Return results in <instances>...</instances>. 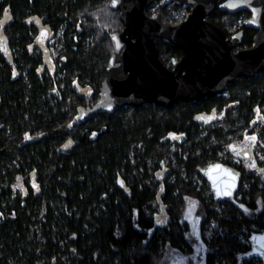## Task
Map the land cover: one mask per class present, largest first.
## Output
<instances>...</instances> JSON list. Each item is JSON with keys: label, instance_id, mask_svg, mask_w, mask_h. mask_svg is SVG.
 <instances>
[{"label": "trees", "instance_id": "1", "mask_svg": "<svg viewBox=\"0 0 264 264\" xmlns=\"http://www.w3.org/2000/svg\"><path fill=\"white\" fill-rule=\"evenodd\" d=\"M150 7L149 15L161 11L164 17L181 8L160 0ZM249 15L216 8L208 20L230 35L244 28ZM31 16L48 25V38L63 28L53 69L38 72L40 31L24 22ZM122 28L110 0H0V264H159L164 247L192 251L189 225L182 218L186 197L198 200L201 229L210 217L222 216L216 225L224 236L206 242L200 264L215 259L235 264L238 251L249 264H263L262 256H246L251 247L239 235L243 228L249 238L264 232V162L242 158L233 164L234 149L223 150L247 125L250 134L259 126L264 139L258 113L264 105V71L237 78L214 97L170 107L124 106L71 124L77 106L98 99L113 51L108 33ZM255 32L244 28L242 47L252 45ZM155 43L164 63L182 54L172 43ZM80 87H87L90 97ZM212 120L223 126H208ZM172 142L174 179L146 185V158L167 157ZM219 153L221 164L240 172V181L233 195L216 200L206 172L200 190L181 173L189 177L208 161L218 163ZM154 198L162 212L147 215L144 210L154 209L149 203ZM210 204L222 206L221 213Z\"/></svg>", "mask_w": 264, "mask_h": 264}, {"label": "water", "instance_id": "2", "mask_svg": "<svg viewBox=\"0 0 264 264\" xmlns=\"http://www.w3.org/2000/svg\"><path fill=\"white\" fill-rule=\"evenodd\" d=\"M152 1L110 0V8L120 12L123 28L108 33L113 51L98 99L91 106H77L71 124L124 106L153 103L170 107L178 101L214 97L237 78L264 71V0H160L161 5L172 2L175 6L191 7L186 18L175 24L165 21L161 11L149 15ZM216 8L231 13L250 12L245 26L258 29L251 46H239L243 30L227 38L223 28L207 19ZM24 22L48 29L36 17ZM157 39L174 44L183 53L179 60L172 59L171 68L159 57ZM47 42L48 37L43 42V64L39 70L47 65L54 67L45 48ZM79 90L90 97L87 87ZM239 154L244 159L251 158L248 147ZM206 176L216 200L233 195L239 186L240 172L225 163L211 166ZM250 247L249 255L264 253V232L250 237ZM171 264L181 263L175 259Z\"/></svg>", "mask_w": 264, "mask_h": 264}, {"label": "built area", "instance_id": "3", "mask_svg": "<svg viewBox=\"0 0 264 264\" xmlns=\"http://www.w3.org/2000/svg\"><path fill=\"white\" fill-rule=\"evenodd\" d=\"M182 17H179L180 18L179 20H181ZM51 39H53V38L52 37L49 38L48 45H49ZM49 52L52 54L50 46H49ZM51 57H53V56L51 55ZM258 113H260V117L262 119H264V105H262L260 107V109L258 110ZM218 115H219V113H218ZM252 115H254V113ZM208 124H209L208 126H210V127H215V126L217 127V126H221V125L223 126L222 121H216L215 122V120H212V121L208 122ZM261 124H263V122H261ZM255 127H256L254 129L255 132L251 133V134L249 133V129H250L249 125H247L246 128L242 127L241 129H239L236 132V134L238 133V135L235 134L236 138L239 139V141L234 140L235 137H233V136L231 137V135H229V137H231V142L232 143H231V145L230 144H226L223 151L224 152L225 151H227V152L231 151V149H233L232 146L239 145L240 143L238 144V142H240V140H242V139H246V137H255V140L252 141V144H253L252 145V159H253L254 162H264V141L259 136L260 135V130L258 129L259 126L256 125ZM234 128L235 127H233V129ZM252 128H254V127H252ZM207 130L208 129H205L203 131V134H206ZM213 138L214 137H211L212 140H213ZM170 151H171L170 157H162V158L147 157L146 158L145 161H146L147 173L150 174L148 177L145 178V184L146 185L153 186L156 183L159 184L162 181V178H164V177H168L169 179L172 178V172H171V170L169 168V163L171 161L172 162L174 161V158H173L172 154L173 153L175 154V152H176L175 142L171 143ZM231 153H232L231 157H230L231 162L233 164H239L241 162V159H240L239 155L234 153V152H231ZM133 155H134V153L131 154L130 161H131V164L135 166L137 163H136V159L134 158ZM222 155H223V153H219L218 163L213 164L210 161H208L203 166H201V168L198 171V173L191 174V175H189V177L188 176L186 177V175H184V180L187 181V182L191 181V183L198 190L202 189V187L204 185V182H203V179H202V174H205V172H207V170L211 166L216 165V164H221ZM138 166H139L138 168H139L140 172H143L145 167L142 164H138ZM231 166L234 167L233 165H231ZM207 185L210 188V192L213 193V191L211 190L209 182L207 183ZM243 186L245 187L246 183H244ZM238 188H239V186H238ZM238 188H237V190H238ZM158 190H159V186H158L157 191ZM240 194L241 193H238L237 197H240ZM149 203L152 205V207L155 210L154 214H160L162 212L161 205L158 202L157 198L152 199L151 201H149ZM214 208L216 209V211L218 213H221V209H220L219 206H215ZM220 217H222L221 214L219 215L218 218L217 217L216 218L215 217H210L209 220L205 223L206 225L204 227V233H205L204 237L207 239V243L208 244L210 243V241L212 239L224 236V232H223L222 227L219 226V225L218 226L216 225V223L219 221ZM254 229L255 230H259V228H257V227H254ZM242 231L244 233L247 232V230L245 228H243ZM244 233L239 235L240 241L242 243H244V244H248L249 243V237H246V235H244ZM237 253L239 254V256H238L235 264H249L248 261H246L244 258H242L243 253H239V251ZM261 263L264 264V258H262ZM214 264H227V263H226L225 259L221 260V262L218 261L217 259H215Z\"/></svg>", "mask_w": 264, "mask_h": 264}, {"label": "rangeland", "instance_id": "4", "mask_svg": "<svg viewBox=\"0 0 264 264\" xmlns=\"http://www.w3.org/2000/svg\"><path fill=\"white\" fill-rule=\"evenodd\" d=\"M180 7L181 8L179 10L174 11L173 14L171 13V16L164 17V20L167 22H169L171 20L178 22L180 19L179 17L187 16V14H188L187 7L188 6L187 5H181ZM154 15H155V13L152 14V16H154ZM62 34H63V28L60 27V29L57 31V33H55V35L50 36V38L52 37L53 39L50 40V43L48 45V51H49V46H50L52 54L50 52L49 53L54 57V59L57 58L58 50L62 47V37H61ZM60 38H61V41H59ZM45 70L46 69H44V71ZM236 135H238V133ZM233 137H235L234 140L239 141V139H237L236 136H233ZM262 140L264 141L263 138H262ZM250 141H252V140H249V139H243L242 140L243 145H245L247 142L250 143ZM240 142H241V140H240ZM240 142H238V144ZM243 145L239 144L237 146H232L233 149H235L234 152L237 153V151H239L242 147H244ZM170 146H171V144L169 145V148H168L169 153H168L167 157H170V155H171ZM223 153H227V151H225V152L223 151ZM172 155H173L174 161L173 162L171 161L169 163V166H171V167H173L172 165L176 164L175 154L173 153ZM252 163H251V165H253ZM174 176H175V172H172V178L173 179H174ZM181 176L184 177V174L181 173ZM215 206H219L220 209L222 210V206H220L218 204H210V207L214 208ZM151 208L152 207L150 206L147 209H151ZM197 208H198V200L195 198H192V197H186V205H185V209H184L182 218H183V220L187 221L188 225H189L188 237H189V239L192 240V244H191L192 251L181 252V251L172 249L170 247H164L163 248L164 256H163V258L159 264H171L172 262H174L175 259L179 263L192 261L195 264V261H197V260L199 261V258H203L205 256V251H206V247H207L206 246L207 239L204 237V234H205L204 228L203 229L200 228L201 216L198 214ZM144 211L146 212L147 215L149 212H151V214L154 215V212H155L154 209H152V211H150V210H144ZM205 225L206 224H204V227H205Z\"/></svg>", "mask_w": 264, "mask_h": 264}, {"label": "flooded vegetation", "instance_id": "5", "mask_svg": "<svg viewBox=\"0 0 264 264\" xmlns=\"http://www.w3.org/2000/svg\"><path fill=\"white\" fill-rule=\"evenodd\" d=\"M168 3H170V2H168ZM191 8V7H190ZM156 14V13H155ZM249 17V16H248ZM247 17V18H248ZM163 18H164V15H163ZM247 18H245L244 20H243V27L244 28H246V26H245V21H246V19ZM184 19V18H183ZM183 19H181L180 21H182ZM208 19V18H207ZM39 21L40 22H42L40 19H39ZM180 21H178V22H180ZM177 21H175V23H178ZM239 23L238 24H240L241 23V20H239L238 21ZM175 23H173V24H175ZM42 24H43V22H42ZM171 24V23H170ZM250 27V26H249ZM244 28H239V29H237V31H235V32H233L232 34H230V35H227V33H226V36H227V38H231V36L233 35V34H235L236 32H238V31H240V30H243V34H244ZM248 28V27H247ZM250 28H253V29H255L256 30V32L258 31V29H256V28H254V27H250ZM39 31H40V35H39V39L38 40H36L37 42H36V44L37 45H39L41 48H42V52H43V45L41 46V43H40V41L42 42V40H45L46 38H47V35H48V32H47V30L46 29H44V28H42V29H39ZM44 32V33H43ZM256 32H255V34H256ZM42 33L44 34V35H42ZM254 34V35H255ZM243 38V37H242ZM48 40H49V38H48ZM157 40H159V39H157ZM241 41H242V39L240 40V42H239V46H241ZM163 42V41H162ZM47 45H48V42H47ZM46 45V48L48 47ZM233 50H236V48L235 49H233ZM159 51V50H158ZM181 51V50H180ZM181 53H182V51H181ZM182 55H183V53L181 54V56L180 57H178V58H176V57H170L169 58V60L166 62V63H164L163 62V59H165L164 58V56L162 57V55H161V53L159 52V57H160V59L162 60V62L166 65V66H168L169 68H171L172 67V59L174 58L175 60H179L181 57H182ZM51 56V55H50ZM162 57V58H161ZM52 59H53V64H54V58L53 57H51ZM42 61H43V57H42ZM43 64V63H42ZM55 65V64H54ZM42 66V65H41ZM47 67H49L48 65L47 66H45V68L44 69H46ZM54 68V67H53ZM40 70H38V72H39ZM225 91H223L222 93H224ZM221 93V94H222ZM243 140V139H242ZM242 140H241V142H240V144H242L243 145V142H242ZM244 147H248L249 149H250V154H251V158L250 159H252V147L250 146V144H248V142L245 144V145H243ZM243 148V147H242ZM241 148V149H242ZM240 149V150H241ZM240 150H239V152H240ZM239 157H240V159H242V157L240 156V154H239ZM249 159V160H250ZM30 185H33V182L32 183H30ZM260 233V232H259ZM261 233H263V232H261ZM256 234H258V233H256ZM254 235V234H253ZM248 237V236H247ZM248 245H250V238H249V243H248ZM250 251H251V249H250ZM250 251L248 252V254L246 255L247 257H250V256H262V258H264V253H262V254H251V255H249V253H250ZM239 253H242V251H239ZM237 256H239V254L237 253ZM242 258H244V254L242 255ZM200 262V258H199V261L197 260V261H195V264H200L199 263ZM181 264H194L192 261H188V262H181Z\"/></svg>", "mask_w": 264, "mask_h": 264}, {"label": "snow or ice", "instance_id": "6", "mask_svg": "<svg viewBox=\"0 0 264 264\" xmlns=\"http://www.w3.org/2000/svg\"><path fill=\"white\" fill-rule=\"evenodd\" d=\"M42 35H43V33H42ZM199 119H212V117H207V118H205V117H199ZM246 139H249V140H252V141H254L255 140V137H246ZM235 150V149H234ZM237 154H239V151H237ZM254 166V165H253ZM215 167H219V165H217V166H215Z\"/></svg>", "mask_w": 264, "mask_h": 264}, {"label": "bare ground", "instance_id": "7", "mask_svg": "<svg viewBox=\"0 0 264 264\" xmlns=\"http://www.w3.org/2000/svg\"><path fill=\"white\" fill-rule=\"evenodd\" d=\"M187 15H188V14H187ZM185 18H186V17H185ZM185 18H184V19H185ZM184 19H183V20H184ZM167 155H168V154H167ZM169 155H170V154H169Z\"/></svg>", "mask_w": 264, "mask_h": 264}, {"label": "clouds", "instance_id": "8", "mask_svg": "<svg viewBox=\"0 0 264 264\" xmlns=\"http://www.w3.org/2000/svg\"><path fill=\"white\" fill-rule=\"evenodd\" d=\"M50 38V37H49Z\"/></svg>", "mask_w": 264, "mask_h": 264}]
</instances>
